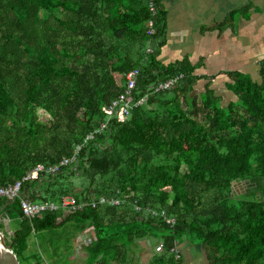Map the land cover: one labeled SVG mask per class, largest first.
I'll list each match as a JSON object with an SVG mask.
<instances>
[{
  "label": "trees",
  "instance_id": "1",
  "mask_svg": "<svg viewBox=\"0 0 264 264\" xmlns=\"http://www.w3.org/2000/svg\"><path fill=\"white\" fill-rule=\"evenodd\" d=\"M166 15L160 0H0V187L72 156L107 122L78 163L0 197V229L8 219L5 242L20 264H40L50 251L51 264L69 258L88 226L87 264H139L138 240L148 238L163 249L147 264H186L172 250L183 243L207 264H264V60L258 79L231 74L230 101L211 89L197 101L195 66L159 59ZM134 68L135 99H148L120 121L104 107ZM179 74L178 88H156ZM242 181L263 198L236 194ZM69 194L87 204L66 211ZM22 198L59 207L29 218Z\"/></svg>",
  "mask_w": 264,
  "mask_h": 264
},
{
  "label": "crops",
  "instance_id": "2",
  "mask_svg": "<svg viewBox=\"0 0 264 264\" xmlns=\"http://www.w3.org/2000/svg\"><path fill=\"white\" fill-rule=\"evenodd\" d=\"M160 2L167 13V40L159 59L164 64L188 59L195 66L197 81L190 91L192 98L199 101L211 89L222 101H230L233 91L228 85L233 72L247 73L254 79L260 77V63L264 60V0ZM233 13L234 19L228 20ZM3 222L5 227L1 230L9 231V220L3 218ZM140 242L142 247L146 246L145 239ZM147 244L151 245V240ZM180 246L186 264H207L202 251L194 245Z\"/></svg>",
  "mask_w": 264,
  "mask_h": 264
},
{
  "label": "built area",
  "instance_id": "3",
  "mask_svg": "<svg viewBox=\"0 0 264 264\" xmlns=\"http://www.w3.org/2000/svg\"><path fill=\"white\" fill-rule=\"evenodd\" d=\"M150 8L155 12V6L153 5L152 1H150ZM150 24V30L148 32L153 33L154 29L152 28V21L149 22ZM139 69L134 68L130 70L129 72L126 73L125 79H126V84H125V89L119 94V96L111 101L110 104L104 107V111L110 116V117H117L118 120L123 121L125 120L128 115L130 114L131 109H133L135 106L147 102V95L141 97L140 99L136 100L135 99V86L137 83V79L139 76ZM183 76V74H179L177 77H173L165 82L160 83L156 88L157 89H170L173 87L179 79ZM107 125V122H103L101 126L94 131L90 132L83 143H79L75 146L74 152L72 156L64 157L60 160L59 163L45 166L44 164H38L36 165L31 171L27 172L21 179H18L15 183H12L7 186L0 187V197L5 196L8 199H13L16 198L21 191L23 182L26 180H32L35 178H38L40 174L43 172L49 173V174H55L56 172L59 171L60 166L63 165H72L74 163H78V153L84 143L92 138L94 136V132L102 130L105 126ZM107 200L105 197H102L100 199V202H105ZM110 203L116 204L119 203L118 199H111ZM87 203H77V200L74 195H66L63 196L62 201H61V207H63L67 211H74L82 205H85ZM91 205L95 206L96 201L90 202ZM21 207L23 210V213L25 216L29 218H34L36 216H39L44 210L46 209H57L59 205L53 201L47 202V203H37V202H32L26 198L21 199ZM167 221H174V219H167ZM82 237V242L86 241V243L92 242L94 236V230L93 227L90 226L88 229L84 230L81 233ZM150 240V238L145 240L146 246L150 247L151 245L147 244V241ZM85 243H77V249L80 250ZM144 246V247H146ZM163 249V244L161 242L157 243L154 245L153 252H159ZM172 250L177 251L175 248ZM177 256H179L178 252Z\"/></svg>",
  "mask_w": 264,
  "mask_h": 264
},
{
  "label": "rangeland",
  "instance_id": "4",
  "mask_svg": "<svg viewBox=\"0 0 264 264\" xmlns=\"http://www.w3.org/2000/svg\"><path fill=\"white\" fill-rule=\"evenodd\" d=\"M40 112H41L43 117L45 115L47 116V114H45L42 110H40ZM253 185L254 184L252 182H248V181L237 182L235 184V193L236 194H240V193L246 194V196H248V197H257V198L262 199L263 198L262 191L260 189H257V190L252 189ZM89 227L90 226H88L86 229H88ZM86 229H84V230H86ZM31 239H32V240H30L31 246L29 248L30 251L34 250L36 247L35 243L33 242V237ZM75 242L76 243L77 242L82 243L81 240L78 241L77 239L75 240ZM151 243L152 244L150 247L146 246L144 248V250L142 251V253H143L142 255L140 254L139 257H136L138 259L139 264H147L148 261L150 260L152 254H153L155 242L151 240ZM75 253H76V256L74 257ZM50 254L46 253L44 258L41 259L40 264H51V262L55 261L54 260V253H52L50 251ZM86 257H87V251H86V248L84 246L80 250H78V249H75V251L73 250V255H71L69 258L67 256L62 255V254H59V256H58L59 261L57 263L58 264H87L86 263Z\"/></svg>",
  "mask_w": 264,
  "mask_h": 264
},
{
  "label": "water",
  "instance_id": "5",
  "mask_svg": "<svg viewBox=\"0 0 264 264\" xmlns=\"http://www.w3.org/2000/svg\"><path fill=\"white\" fill-rule=\"evenodd\" d=\"M0 264H20L16 253L9 245L6 244L4 231H2L1 229H0Z\"/></svg>",
  "mask_w": 264,
  "mask_h": 264
},
{
  "label": "clouds",
  "instance_id": "6",
  "mask_svg": "<svg viewBox=\"0 0 264 264\" xmlns=\"http://www.w3.org/2000/svg\"><path fill=\"white\" fill-rule=\"evenodd\" d=\"M170 79H171V78H170ZM179 80H180V79H179ZM178 83H179V81L177 82V84H178ZM174 86H175V85H174ZM174 86H173V87H174ZM141 240H143V239H140V240H138V241L140 242ZM145 240H146V239H145ZM150 240H151V239H150ZM140 243H141V242H140ZM155 244H157V242H156ZM155 244H154V245H155ZM176 250H177L176 252H178V254H179V256H177V253H176V257H180V252H181V251H180L178 248H177Z\"/></svg>",
  "mask_w": 264,
  "mask_h": 264
}]
</instances>
